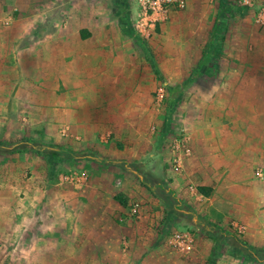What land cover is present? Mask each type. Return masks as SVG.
<instances>
[{
    "label": "rangeland",
    "instance_id": "1",
    "mask_svg": "<svg viewBox=\"0 0 264 264\" xmlns=\"http://www.w3.org/2000/svg\"><path fill=\"white\" fill-rule=\"evenodd\" d=\"M73 1L42 0L36 9L45 19L20 43H50L49 34L63 26L72 11L75 15L88 9L94 15L106 13L110 22L116 18L115 32L103 36L108 38V46L100 53L99 69L90 75L100 78L98 98L83 100L89 118H99V131L76 133L67 146L46 139L45 133L25 141L10 140L0 132V166L7 158L17 171L28 163L31 169L26 176L31 177L34 169L46 174L48 190H57V184H63L55 195L50 191V197L60 202V192L65 190L74 208L79 207L76 211L86 210L96 222L111 220V231L117 232L113 234L114 246L106 248L111 256L90 259L91 264H206L207 252L214 245L217 264H264V253L254 258L238 247L237 241H242L256 252L262 251L248 242L240 227L232 224L234 221L210 214V199L197 192L201 181L189 179L188 163L182 155L190 131L215 119L218 112L212 93L225 91L226 76L256 74L259 67H264V26L258 24L264 19V5L257 0H228V7L243 8L245 15L241 11L233 15L220 51L198 69L220 0H185L183 8L167 7L149 36L139 35L135 27L136 19L142 17L141 0H90L82 5ZM31 12H23L16 3H0V26L9 28ZM123 25L132 36L125 35ZM103 37L86 41L69 35L65 39L80 46L101 43ZM85 66L88 68V64ZM154 67L160 70L164 83L158 80ZM197 70L198 79L187 86L180 103L168 110V86L189 81ZM30 141L77 153L96 152L105 162L71 155L52 157L47 151L28 149L24 143ZM119 193L127 197V206L109 218L103 213L113 210L114 196ZM134 202L139 204L137 214L131 211ZM81 212L78 219H82ZM44 218L49 221L47 215ZM70 230L76 238L82 235L80 228ZM87 230L93 237V230ZM48 233L44 225L41 234ZM130 239L135 240L133 244ZM74 264L83 262L77 260Z\"/></svg>",
    "mask_w": 264,
    "mask_h": 264
},
{
    "label": "crops",
    "instance_id": "2",
    "mask_svg": "<svg viewBox=\"0 0 264 264\" xmlns=\"http://www.w3.org/2000/svg\"><path fill=\"white\" fill-rule=\"evenodd\" d=\"M41 2L0 0L16 3L25 13L32 10L9 28L0 26V132L10 140L45 133L46 139L67 146L76 133L86 135L101 126L99 118H89L83 100L98 98L100 78L90 75L99 69L100 53L105 52L108 38L103 36L115 32L117 21L110 18V22L106 13L94 15L89 9L80 14L76 11V15L72 11L63 26L49 34L50 43L22 45V38L45 19L37 14L36 5ZM89 2L73 1L75 5ZM257 2L264 5V0ZM258 24L264 26V19ZM69 35L104 40L78 46L67 42ZM226 84L224 92L212 93L218 112L213 122L189 133L188 146L182 152L188 163L186 173L189 179L201 181L198 187L213 189L209 197L201 195L210 199V214L234 221L248 242L264 251V181L256 176L257 170H264V67L256 74L226 76ZM29 168L26 163L17 171L8 158L0 166V264H74L77 260L91 264L90 259H109L106 248L114 246L113 234L117 233L111 231V220L96 222L86 210L76 211L79 207L74 208L65 190L60 192V202L50 197L48 193L55 195L63 184L48 190L46 174L34 169L27 177ZM114 202L113 210L103 213L109 218L123 208ZM80 212L82 219L77 218ZM46 215L49 221H45ZM44 225L49 230L46 236L41 234ZM71 228L82 229V235L74 237ZM87 228L93 230V237Z\"/></svg>",
    "mask_w": 264,
    "mask_h": 264
},
{
    "label": "trees",
    "instance_id": "3",
    "mask_svg": "<svg viewBox=\"0 0 264 264\" xmlns=\"http://www.w3.org/2000/svg\"><path fill=\"white\" fill-rule=\"evenodd\" d=\"M227 4H228V0H220V2H219V13L217 15L216 23H215V26L213 28L212 34L210 35V37L207 41L206 53H205L204 57L200 60L198 66H197L198 69L202 68V66H204V63L206 61H208L209 57L217 55L218 52L220 51L221 43H223L225 38H226L225 33L227 32L228 28L230 27V24H231L230 22L233 19V15L235 13H238L239 11H241L240 13L242 16L245 15L246 10H243V8H238V9L235 8L234 9L233 7L232 8L228 7ZM124 17H123V21L125 20V22H127V17H125V18ZM127 24H126V27H128ZM126 27L123 25L121 27V29L124 30L125 35L132 36L133 34L131 33L130 29H127ZM154 69H155V74H156L158 80L164 83V78H163L160 70L157 67H154ZM199 74L200 73L197 70L191 75V78L189 79V81L181 83V84H177L175 86H168V88H167V92H168L167 108H168V110L173 109L176 105H178L180 103V101L182 99V95L186 91L187 86H189L193 82H195L198 79ZM25 141H27V139ZM24 144L27 145V148L30 150L31 149L32 150L37 149V151L39 153H41L42 151H47L49 153V155L52 157H54L56 155H71L74 158L90 157V158H93L95 160H100V161L105 162V160L102 159L100 157V155L96 152H93V153H77V152L66 150L62 146L35 145L31 141L24 143ZM143 184H145V183H143ZM212 190L213 189L211 187H205V186H200L197 189L198 193L202 196H205V197H209ZM114 200L116 202H118L123 208H126L127 197H125V195H123L122 193H119V194L114 196ZM237 243H238L237 244L238 247L243 249L244 252L246 254L250 255L251 257L257 258L259 253H264V251H257L256 252L253 247L248 246L247 244H245L242 241H237ZM216 251H217V246L215 247V245H214L212 247L211 254L207 260V264H217L218 257H217Z\"/></svg>",
    "mask_w": 264,
    "mask_h": 264
},
{
    "label": "built area",
    "instance_id": "4",
    "mask_svg": "<svg viewBox=\"0 0 264 264\" xmlns=\"http://www.w3.org/2000/svg\"><path fill=\"white\" fill-rule=\"evenodd\" d=\"M142 3V17L136 19V31L141 36H149L155 30V25L157 21L160 20L161 15L167 11V7L172 5H178L183 8L185 6V0H141ZM180 163V161H179ZM257 178H260L264 181V170L259 169L256 172ZM131 211L133 214L139 212V204L134 202L131 203Z\"/></svg>",
    "mask_w": 264,
    "mask_h": 264
}]
</instances>
